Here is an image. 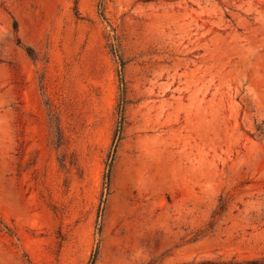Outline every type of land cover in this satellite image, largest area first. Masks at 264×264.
I'll return each mask as SVG.
<instances>
[{
	"label": "rangeland",
	"instance_id": "1",
	"mask_svg": "<svg viewBox=\"0 0 264 264\" xmlns=\"http://www.w3.org/2000/svg\"><path fill=\"white\" fill-rule=\"evenodd\" d=\"M231 260L264 264V0H0V264Z\"/></svg>",
	"mask_w": 264,
	"mask_h": 264
},
{
	"label": "trees",
	"instance_id": "2",
	"mask_svg": "<svg viewBox=\"0 0 264 264\" xmlns=\"http://www.w3.org/2000/svg\"><path fill=\"white\" fill-rule=\"evenodd\" d=\"M123 83V80L121 81ZM124 93V88H123ZM122 102H124V98H122ZM122 108V103H121ZM116 135L114 137V140H116ZM259 262L257 260H246V261H237V260H231V261H223V262H213V261H204L201 262V264H258Z\"/></svg>",
	"mask_w": 264,
	"mask_h": 264
}]
</instances>
